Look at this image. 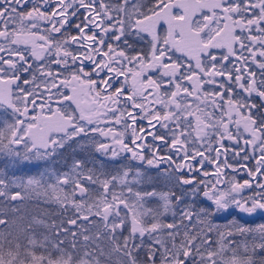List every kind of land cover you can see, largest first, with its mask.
I'll return each instance as SVG.
<instances>
[{
  "label": "snow or ice",
  "instance_id": "snow-or-ice-1",
  "mask_svg": "<svg viewBox=\"0 0 264 264\" xmlns=\"http://www.w3.org/2000/svg\"><path fill=\"white\" fill-rule=\"evenodd\" d=\"M130 37L148 51L132 54ZM80 136L114 171L94 159L7 170ZM249 149L255 168L228 162ZM0 156V264H264V223L218 222L264 215V0H0ZM159 176L180 194L157 190Z\"/></svg>",
  "mask_w": 264,
  "mask_h": 264
},
{
  "label": "flooded vegetation",
  "instance_id": "flooded-vegetation-1",
  "mask_svg": "<svg viewBox=\"0 0 264 264\" xmlns=\"http://www.w3.org/2000/svg\"><path fill=\"white\" fill-rule=\"evenodd\" d=\"M113 2H115V0H113ZM83 11L84 10L81 9V12H83ZM48 27H50V25H48L46 22H42L41 23V29H42L41 34H43V29L44 28H48ZM161 31L163 32V30H161ZM70 32L73 35L76 34L74 28L71 29ZM52 35L56 36V37H59V34H57V33H52ZM148 39H150V38H148ZM129 41H130V43H134V45H135L134 49L132 50V54H134L135 52L142 51V50L145 51V52L148 51V44H147L146 41L145 42H141V41H138V40H133L131 37L129 38ZM71 50H73V51H82V49H79L77 45H72L71 46ZM177 55H179V54H177ZM36 63L38 64L40 62H36ZM34 67H35V65H34ZM52 67L54 69L56 68L55 65H53ZM150 74L153 75V76L157 75L156 73H150ZM64 75H67V73H64ZM93 78H96V77L94 76ZM122 82H124V77H120L119 78V82L114 84V87L119 86V83H122ZM184 84H185V86H189V82H187V81H185ZM207 86L208 85H205L206 89H207ZM238 90L239 89H237V91ZM64 91L67 94H69V95L71 94L70 91H68L67 89H65ZM109 91H112V89H109ZM130 91H131V81L129 80V82L127 83V85L125 87V92H126V94H128V93H130ZM149 99H151V97ZM84 100L87 101V100H89V98L85 97ZM124 102L126 103V101H124ZM75 107H76L75 104H73L72 108H75ZM129 110H131L130 106H129ZM138 111L139 110H137V112ZM134 114H136V113H134ZM217 115H219V114H217ZM127 123L131 124V121L128 120ZM140 125H145L146 126L147 125V121H141V120L138 119L137 120V128ZM99 126L101 128H104L105 130H107V128L111 127L113 129L121 131V132L124 131V128H123L122 124L121 125H116V124L112 123L111 121H109L107 124L102 122ZM89 135L92 136V137H95V139L98 140V141H101V142H104V143H108V144L112 143L111 136L104 137V136H101L99 133H89ZM130 141H131V129L129 128L128 131L125 132L124 142L127 143V144H130ZM148 141L149 142L151 141V137H148ZM224 143L227 145V144H231L232 142L228 141V140H225ZM241 146H243V141L242 140H241ZM96 154L99 157H103V159H105L106 161H110V160H108L107 157H104L100 153L96 152L94 145H92L91 143L87 142V138L83 137V136L77 137L73 141H69L65 145V147L63 149H59L58 152H57V156H58L59 160H66L68 158H71V160H73V159H86V158L91 159V157L93 155H96ZM129 155L130 154H128V153H121L120 158H118V160L116 162L117 163H126L127 162V157ZM213 155H214V153H213ZM249 155H250V159L245 162V161L239 160L238 158L237 159H233L231 153H229L228 162L233 164L234 166L238 165V163H240V164L246 163L248 168H255V160L251 158V149H249ZM0 158H1V156H0ZM3 159H5V158L3 157ZM134 163H136V162H134ZM145 167H147V166H145ZM161 167H164V166L162 165ZM147 170L152 176H154V177L157 176V170L155 168H149ZM204 170L208 171L211 174V173H213L215 171V165H212V164H209V163H205ZM223 171H224V178L225 179H231L234 176L235 179L237 181L241 182V183L244 180H246V179H250L247 176V174H246V172H247L246 169L238 170V171L234 172L231 168H226ZM192 175H194L197 178V180H200V179H214V177L211 176V175L209 177H203L201 172H195V173H192ZM155 187L159 191H167L168 189H172L173 191H175L174 184L168 183L163 176H159L158 177V179L156 180V183H155ZM190 187L191 186L189 185L186 189H188ZM250 193H251V190H247V189L244 192L245 195H248ZM198 199H203L202 194L198 197ZM152 204L154 206L155 202H152ZM232 217H236L238 220H240L241 223H246V224H250V225H253V226L256 225V224H259V223H264V215H262V214L257 213V214H254L253 216L249 217V216H246L245 214L239 213V212H237L235 210H232V211H230L227 214H223V216L221 217V219L218 222L223 224L227 220L231 219ZM164 220L166 222H171V220H172L171 213H169L167 216H165Z\"/></svg>",
  "mask_w": 264,
  "mask_h": 264
},
{
  "label": "trees",
  "instance_id": "trees-1",
  "mask_svg": "<svg viewBox=\"0 0 264 264\" xmlns=\"http://www.w3.org/2000/svg\"><path fill=\"white\" fill-rule=\"evenodd\" d=\"M214 52H216L218 55L222 52H224L223 49H214ZM219 79V78H218ZM215 86L213 85H208L207 90L211 91L214 89ZM239 91V90H238ZM219 114V113H217ZM71 157V156H70ZM88 159V158H86ZM91 159H94L96 161H105V163L109 164L110 167L108 168L109 171H114V167H112V162L111 161H106L103 159V157H99L96 155H93ZM5 159L1 156L0 158V168L5 167ZM72 160L71 158H68L66 160H59L57 154L54 157L49 158L47 161H41L39 162V166H37L35 163H32L31 165H18L14 170L13 169H7L9 173L11 174L12 171H15V174L18 176H27V175H36L38 172L44 171L46 168L51 170V169H56L58 171H67L69 166L71 165ZM188 186H185L187 188ZM175 192L179 195L180 194V188L175 186ZM154 202V201H153ZM186 202H188V198H186ZM29 207H33L37 202L36 201H29L27 202ZM42 208L47 209L50 213H53L52 218L53 219H59L58 213V206L55 204H41L40 205Z\"/></svg>",
  "mask_w": 264,
  "mask_h": 264
},
{
  "label": "rangeland",
  "instance_id": "rangeland-1",
  "mask_svg": "<svg viewBox=\"0 0 264 264\" xmlns=\"http://www.w3.org/2000/svg\"><path fill=\"white\" fill-rule=\"evenodd\" d=\"M19 165H31V164H28V163H24V162H21Z\"/></svg>",
  "mask_w": 264,
  "mask_h": 264
}]
</instances>
